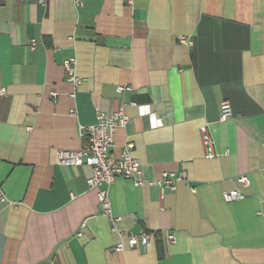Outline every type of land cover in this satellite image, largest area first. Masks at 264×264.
Listing matches in <instances>:
<instances>
[{
	"label": "crops",
	"instance_id": "0c3cea01",
	"mask_svg": "<svg viewBox=\"0 0 264 264\" xmlns=\"http://www.w3.org/2000/svg\"><path fill=\"white\" fill-rule=\"evenodd\" d=\"M2 89L0 264H264V0H0ZM121 106L112 159L131 143L144 180L185 181L161 197L117 177L112 231L89 169L55 157L83 148L97 110ZM233 190L244 198L226 203ZM139 231L149 245L114 252Z\"/></svg>",
	"mask_w": 264,
	"mask_h": 264
},
{
	"label": "built area",
	"instance_id": "2783aa9c",
	"mask_svg": "<svg viewBox=\"0 0 264 264\" xmlns=\"http://www.w3.org/2000/svg\"><path fill=\"white\" fill-rule=\"evenodd\" d=\"M76 3L81 4V0H76ZM181 41H184L180 38ZM187 43L191 45V41ZM37 47V41L31 40L29 48L35 50ZM75 60L69 58L63 65V69L66 75V80L73 85H78L80 79L74 74ZM130 91L129 87H117L118 93ZM5 91L0 90V95H4ZM55 96V92L51 93ZM231 117V108L227 101H223L219 104V117L218 122H226ZM129 122V118L124 112V108L121 106L118 109L104 113L96 111L95 123L86 128H81L83 136L86 142L83 148L77 152H56L55 163L62 167H82L85 166L89 169V176L86 178V186L90 189H96V198L100 213L109 219L112 225V231H114V225L120 221L119 217L112 214L111 202L109 198V188L117 177L129 179L133 182L136 188L143 186L156 185L159 187L162 194L165 190L170 192L175 191L177 182H184V174H172L164 173L157 181H146L141 176L140 164L132 156L133 145L127 143L124 145L123 150L116 159H112L111 150L115 146L116 132L119 129H123ZM201 137L200 143L203 150L204 158L213 159L218 156L214 149V140L207 128V125L200 129ZM238 183L242 186H248V180L246 177L238 178ZM244 198V195L233 190L223 194V199L226 203L238 201ZM0 204L5 205L7 201L0 191ZM84 224H81L80 228ZM80 233H77L79 236ZM151 235L139 231L136 234H127L125 242L117 244L113 250L114 252H121L125 249H136L139 247H146L149 245ZM167 239L173 243L174 235L167 234Z\"/></svg>",
	"mask_w": 264,
	"mask_h": 264
}]
</instances>
